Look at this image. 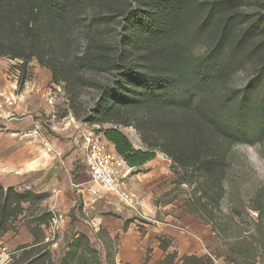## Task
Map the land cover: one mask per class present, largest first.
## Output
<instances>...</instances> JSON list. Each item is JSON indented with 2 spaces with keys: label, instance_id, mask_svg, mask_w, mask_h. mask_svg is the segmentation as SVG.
<instances>
[{
  "label": "trees",
  "instance_id": "obj_1",
  "mask_svg": "<svg viewBox=\"0 0 264 264\" xmlns=\"http://www.w3.org/2000/svg\"><path fill=\"white\" fill-rule=\"evenodd\" d=\"M0 57L18 62L19 90L31 61L48 70L67 112L129 167L165 156L200 221L225 196L234 147L264 148V0H0ZM46 196L0 186V238L24 203ZM101 241L115 264L111 239ZM59 264L101 263L79 233Z\"/></svg>",
  "mask_w": 264,
  "mask_h": 264
},
{
  "label": "rangeland",
  "instance_id": "obj_2",
  "mask_svg": "<svg viewBox=\"0 0 264 264\" xmlns=\"http://www.w3.org/2000/svg\"><path fill=\"white\" fill-rule=\"evenodd\" d=\"M254 9L247 8L248 12ZM17 65L16 61L0 57V186L40 195L43 192L36 187L38 169L61 167L66 170L69 186L80 187H72L78 194L77 202L64 213L50 210L47 192L44 200L24 203L17 221L0 238V264H59L79 233L88 237L101 264H106L103 237L111 239L115 264H130L116 260L117 254L124 252L120 249L121 241L126 238L132 242L133 237H144L149 232L139 264L149 263L153 254L149 247L157 241L167 249L163 252L159 247L163 254L153 264H183L184 256L200 259L196 264H264L262 144L252 142L234 147L224 182L226 193L213 210L210 223L200 221L189 211L192 189L171 183L170 161L162 154L140 168H132L125 188L137 198L133 208L113 194L92 196L86 191L82 144L89 132L105 141L102 133L97 127L76 121L67 112L61 88L50 83L49 71L35 60L29 64L27 80L19 90ZM120 130L135 149H145L134 129ZM56 217L59 222L55 228L52 220ZM191 222L203 231V238L198 237L203 253L179 256L169 247L162 229L191 232ZM41 256L43 259L38 260Z\"/></svg>",
  "mask_w": 264,
  "mask_h": 264
},
{
  "label": "crops",
  "instance_id": "obj_3",
  "mask_svg": "<svg viewBox=\"0 0 264 264\" xmlns=\"http://www.w3.org/2000/svg\"><path fill=\"white\" fill-rule=\"evenodd\" d=\"M38 170L37 191L49 193V200L47 202L50 205V210L54 212L63 211L64 213L66 209H69L77 202L78 194L73 190L72 187L74 186L70 187L67 183L65 176L66 170H63L61 167L58 169L53 167L51 169H45L44 171L42 169ZM189 226L192 231L190 230L191 232L185 233L180 232L181 230L162 229V234L169 240V247L171 246V249L176 250L179 256L192 254L199 256L203 253L200 239L198 238L201 236L203 238L202 229L197 223L193 222L189 223ZM149 235L150 232L144 237H133L132 242H127L126 240L128 239L126 238L124 241H121L120 249L121 251L123 249L124 252L122 255L117 254V262L119 261L118 263H121L120 261H124L130 264L141 263L145 248H147V243L149 242ZM159 244L160 242L157 241L149 247L153 249V254L148 264H153L161 258L163 253L159 249Z\"/></svg>",
  "mask_w": 264,
  "mask_h": 264
},
{
  "label": "built area",
  "instance_id": "obj_4",
  "mask_svg": "<svg viewBox=\"0 0 264 264\" xmlns=\"http://www.w3.org/2000/svg\"><path fill=\"white\" fill-rule=\"evenodd\" d=\"M84 164L87 180L86 191L92 196L109 193L118 196L127 207L133 208L137 203L136 196L125 188L132 168L119 156L114 148L92 132L84 137ZM78 189L79 185H73ZM57 227L59 218L53 220ZM5 251V249H3Z\"/></svg>",
  "mask_w": 264,
  "mask_h": 264
}]
</instances>
